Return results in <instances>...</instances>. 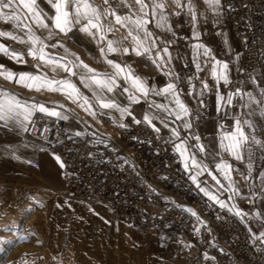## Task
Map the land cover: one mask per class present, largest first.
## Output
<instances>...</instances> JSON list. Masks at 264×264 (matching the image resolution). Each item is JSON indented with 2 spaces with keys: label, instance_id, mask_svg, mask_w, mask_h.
<instances>
[{
  "label": "crops",
  "instance_id": "obj_1",
  "mask_svg": "<svg viewBox=\"0 0 264 264\" xmlns=\"http://www.w3.org/2000/svg\"><path fill=\"white\" fill-rule=\"evenodd\" d=\"M57 2L58 0H50V3H40L39 7L52 17L56 14L52 5ZM143 2L147 5V30L156 40L152 58L156 57L158 51L163 56V60H157V63H153L146 53L137 56L132 51L131 38L122 39L127 36L128 30L116 24L112 15L115 11L121 16H142L136 0H87L100 14L103 29L109 26L113 29L111 32H103L106 39L100 43H97L98 36L94 38L87 32L80 31L87 23L86 20H81L80 24L73 21L72 30L66 34L54 28L51 19L46 21L49 27L42 28L31 18L21 0H15L16 5H19V14L27 16L24 23L48 45L45 51L51 56L70 61L69 67L82 62L97 73H113V67L106 62L100 49H106L107 40H121L120 47L128 48L129 52L107 53L108 60L119 63L121 67L130 66L134 75L141 77L147 87L156 92H160L168 84H174L179 100L189 110L188 115L182 119L177 120L165 107H156L163 105L169 110L175 109L174 98L169 94L156 95L150 92L147 98L141 95L139 103H130L128 94L122 91L124 87H130V84L125 83L122 78L117 79L120 87L111 93L105 91L104 94L121 107H128L131 115L121 116L115 109H100L98 105H94L96 114L109 117L119 125L134 123L135 117V120L144 122L154 131L159 129L157 132L172 141L174 151L175 145L184 141L187 156L191 158L194 155L196 161L205 168L197 177V183H194L198 193L205 196L200 191V188H205L223 201L228 207H221L214 202L234 215L242 227L260 237L264 243V235H261L264 233V65L243 76L245 87L241 92H227L226 84L237 74L242 51L227 25V15L221 0L218 5L214 0ZM154 3H163L165 6V20L161 22V27H157L159 10L155 17L152 15ZM66 10L70 16H74L75 9L71 3L66 6ZM4 11L11 14V9ZM17 23L19 22L16 20L5 21L0 18V32H11L14 36L27 40V28L17 27ZM49 32L52 33L50 38ZM92 32L95 33L96 29H92ZM140 36L143 38V33ZM0 45L6 47L9 53L15 52L22 56V60L17 61L0 51V71L30 73L49 81L69 80L79 90L80 98L74 101L67 92L43 87L39 90L36 87L29 88L17 83L16 79L8 80L0 75V94L7 92L29 105L42 104L49 111L60 113L59 116H54L34 110L28 119L24 118L23 113H13L6 120H0V184L33 187L37 189V199L53 198L50 201L53 208H50L52 228L56 232L54 226L61 220L63 225H58L57 233L60 250L65 245L62 254L71 256L75 264H213L211 257L196 256L187 246L174 239L151 232L145 233L142 227L115 217L103 203L86 205L62 194L61 167L56 159L59 156L48 151L39 139L30 136L28 130L35 117L43 116L64 119L70 131L81 133L82 126L77 118L92 119L94 116L80 106L83 103L82 97L86 96L89 101L94 102L93 91L81 82V69H73L77 74L72 76L60 67L53 70L52 64H46L39 57L29 54V45L9 36H0ZM198 45L202 47H197ZM165 46L170 59L162 51ZM205 49L209 50L208 55H205ZM216 61L227 64L224 72L227 81L213 76ZM216 68L219 75L220 68L218 65ZM205 83L207 88H204ZM229 94H232L231 104L227 103ZM218 97L224 99L219 100ZM2 98L0 95V99ZM145 115L150 116L155 127L144 121ZM237 120L245 135L249 136V141L241 149V159L234 158L230 151L220 147L222 136L235 131ZM245 120L250 122L251 129L244 123ZM186 122L191 124L190 128L184 126ZM173 129L179 133L178 137L173 135ZM197 136L199 141L195 139ZM252 136L261 143H252ZM197 145H202L204 151L201 152ZM175 153L181 168L185 170L180 153ZM221 162L230 166L227 168L230 180L217 169L216 165ZM196 171L198 169L191 168L190 164L186 172L191 176ZM237 211L240 215L236 214ZM68 217H71L68 228L70 231L66 229Z\"/></svg>",
  "mask_w": 264,
  "mask_h": 264
},
{
  "label": "built area",
  "instance_id": "obj_2",
  "mask_svg": "<svg viewBox=\"0 0 264 264\" xmlns=\"http://www.w3.org/2000/svg\"><path fill=\"white\" fill-rule=\"evenodd\" d=\"M221 2L242 51L237 74L225 89L239 93L243 76L264 65V0ZM77 121L81 133L70 131L64 119L43 116L35 117L28 130L63 162L64 196L86 205L103 203L115 217L174 239L196 256L211 257L213 264H264L262 239L198 193L168 137L142 121L120 127L101 114ZM36 196V188L0 184V213L9 214Z\"/></svg>",
  "mask_w": 264,
  "mask_h": 264
},
{
  "label": "snow or ice",
  "instance_id": "obj_3",
  "mask_svg": "<svg viewBox=\"0 0 264 264\" xmlns=\"http://www.w3.org/2000/svg\"><path fill=\"white\" fill-rule=\"evenodd\" d=\"M50 3V0H30V2H25V0H21V3L24 5L25 8L28 9V14L31 15V18L42 28H48V24L46 21L48 19L52 20V25L54 28L59 29L63 33H67L72 30L73 21L76 24H80L81 20H86L87 23L84 24L80 31L87 32L89 35H92L94 38L98 36L97 43L104 41L106 36L103 34L104 31L111 32L113 31L112 27L109 26L106 29H103V26L100 23V14L97 12L95 8H93L90 4L87 3V0H84L81 3V0H58V2L52 5L53 8L56 10L55 16L49 17L46 12H44L40 7V3ZM215 4H219V0H214ZM71 3L75 9L74 16H70L69 12L66 10V6ZM136 4H138L139 12L143 15L137 14H129L125 16L117 15L115 11L112 12V15L115 17V23L120 25L121 27L126 28L127 36L123 37V40H127L131 38L132 42V51L137 55L148 54L149 59L153 60V63H157V60H163V56L158 51L156 53V57L152 58V49L156 47V40L152 37V33L147 30L146 25L148 24V20L146 19L148 12H147V5L144 4L143 0H136ZM163 3H154L152 9V15L155 17L157 15V11L160 12V19L157 21V27L163 26L161 23L165 20L163 9ZM5 9H11V14L6 13ZM107 14V13H105ZM0 18H3L5 21L8 20H16L17 27L20 28H27V40L19 37L14 36L11 32H0V36H9L12 39L19 40L21 43L29 45V54L34 57H39L41 61L46 64H52L53 70L56 67L63 68L65 71L69 72V76L76 75V71L73 69H81L82 74L80 76L81 82L85 84V87L92 89L93 96L95 101H89L88 97H82L83 103L80 105L82 108H85L86 111H89L90 114L96 115V109L94 105H98L100 109H115L121 113V116L124 115H131L128 107H121L118 103L114 100L109 99L105 96V91L111 93L114 89L120 87L117 83L118 78L124 79L125 83L130 84V87H124L122 91L128 94V99L130 103H139L141 95L144 98H147L150 92L155 93L156 95L160 94H169L174 98L175 101V109L169 110L166 106L163 105H156L157 108L165 107V110L169 111L170 115H175L176 119H182V117L188 115V108L179 100L178 94L175 92V85L168 84L165 88L160 90V92H156L155 89H149L146 85V82L139 76L134 75L130 66L125 65L121 67L119 63H115L112 60L107 59V53H116L119 52L121 54H127L129 52L128 48H121V40H107V47L101 48V54L104 56L106 62L111 65L114 69L113 73H97L95 70L88 68L87 65H83L82 62L79 64H73L72 67L68 65L71 63L67 61L65 58L62 57H55L49 55L45 48L48 45L44 44V42L40 39V37L36 36L35 33L32 32L31 28L28 27L27 24L24 23V20L27 19L26 15L19 14V5H16L15 0H0ZM193 18H195L193 13ZM92 29H96V32L93 33ZM140 33H143V38H141ZM52 33L49 32V38L51 37ZM149 41L151 44L149 45ZM63 46V45H59ZM52 47H57V45H52ZM197 47H202V45H198ZM0 51L4 52L5 54L11 55L17 61L22 60V56L18 53L11 52L0 45ZM67 51V50H66ZM163 53L170 57V53H168V48L165 46L162 49ZM209 54V50L205 49V55ZM219 66L220 72L217 75V68ZM159 66V65H157ZM2 68V66H0ZM199 69V65H197ZM227 69V64H221L219 61H216V64L213 66V76L216 77L218 80L223 79L227 81V77L224 74L225 70ZM86 70V71H85ZM0 75L4 76L8 80L16 79V82L19 84H23L26 87L32 88L36 87L37 90L40 88H48V90L54 91H64L67 92L74 101L80 98L79 90L75 87V85L71 84L69 80H61V81H49L45 77L32 75L30 73H13L7 70L0 71ZM208 85L205 83L204 88H207ZM139 93L140 95H137ZM238 94V93H237ZM2 99H0V120H6V118L11 117L13 113L20 115L21 113L25 114L24 118L28 119L31 115V112L34 110H39L40 112L47 113L48 115L59 116V112L49 111L44 105H29L27 102H22L20 99L15 97L14 95L4 92L2 94ZM219 100H223V97H218ZM232 102V94H229L227 98V103L231 104ZM66 118V117H64ZM135 123H141L140 120H135ZM144 121L149 125H152V119L149 115L144 116ZM245 124L252 128V125L249 121L245 120ZM235 131L222 136L220 147L222 149L228 150L231 152L234 158L241 159V149L245 143L249 141V136L245 135L244 131L240 126V121L237 120L235 122ZM125 125L121 124L120 127H124ZM155 127L154 125H152ZM167 127V125H165ZM186 128H190L191 124L185 123L184 125ZM159 131V129H155ZM173 135L178 137L179 133L173 129ZM197 141H199V137H195ZM225 141H228L225 144ZM251 142L255 144H260L261 142L256 139L255 136L251 137ZM201 152L204 151L202 145H197ZM175 151L180 153L182 159L184 160V167L185 170L188 171L190 168L198 169L195 174L190 176V179L193 183H197V177L205 170L195 159L193 155L191 158L187 156V146L184 141L175 145ZM57 161L60 162V167L63 168L64 164L62 161L59 160V157H56ZM217 169L223 172L226 179L230 180V176L228 175L227 168L229 165L221 162L220 164L216 165ZM211 174V173H209ZM213 179L215 177L213 176ZM219 183V181H217ZM199 187V184H197ZM200 191L204 193L205 196H208L209 199L218 203L221 207H228L223 201L217 199L215 195H212L207 189L200 188ZM37 206L42 207V205L37 201ZM234 207V206H233ZM27 213H31L32 209H27ZM187 211L191 212L192 215H196V213L191 210L187 209ZM229 211H232V208H229ZM237 215H240V212H236ZM261 235H264L262 233ZM7 241L0 237V243H6Z\"/></svg>",
  "mask_w": 264,
  "mask_h": 264
},
{
  "label": "rangeland",
  "instance_id": "obj_4",
  "mask_svg": "<svg viewBox=\"0 0 264 264\" xmlns=\"http://www.w3.org/2000/svg\"><path fill=\"white\" fill-rule=\"evenodd\" d=\"M52 199L35 198L9 214L0 213V237L7 241L0 243V264H75L71 256L62 254L65 245L60 250L57 231L58 225H63L61 220L54 226L56 232L53 231ZM37 201L42 207L37 206ZM27 209H32L30 214ZM70 218L66 219L67 231Z\"/></svg>",
  "mask_w": 264,
  "mask_h": 264
}]
</instances>
